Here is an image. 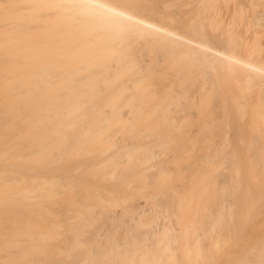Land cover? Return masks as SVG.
<instances>
[{
    "label": "bare ground",
    "instance_id": "1",
    "mask_svg": "<svg viewBox=\"0 0 264 264\" xmlns=\"http://www.w3.org/2000/svg\"><path fill=\"white\" fill-rule=\"evenodd\" d=\"M263 10L0 0V264H264Z\"/></svg>",
    "mask_w": 264,
    "mask_h": 264
},
{
    "label": "rangeland",
    "instance_id": "2",
    "mask_svg": "<svg viewBox=\"0 0 264 264\" xmlns=\"http://www.w3.org/2000/svg\"><path fill=\"white\" fill-rule=\"evenodd\" d=\"M261 22L264 35V10ZM237 98L241 107L239 114L242 116L239 122L248 142L247 155L253 157L252 164L258 172L261 153L264 151V87L255 85L252 87L250 83L238 85ZM230 171L232 172L231 168ZM259 218L264 219V215H259ZM259 218L257 216V219Z\"/></svg>",
    "mask_w": 264,
    "mask_h": 264
}]
</instances>
